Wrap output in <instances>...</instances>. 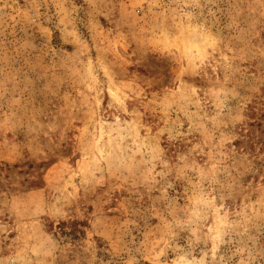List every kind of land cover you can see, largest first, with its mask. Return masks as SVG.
Segmentation results:
<instances>
[{
  "label": "rangeland",
  "instance_id": "obj_1",
  "mask_svg": "<svg viewBox=\"0 0 264 264\" xmlns=\"http://www.w3.org/2000/svg\"><path fill=\"white\" fill-rule=\"evenodd\" d=\"M0 264H264V0H0Z\"/></svg>",
  "mask_w": 264,
  "mask_h": 264
},
{
  "label": "trees",
  "instance_id": "obj_2",
  "mask_svg": "<svg viewBox=\"0 0 264 264\" xmlns=\"http://www.w3.org/2000/svg\"><path fill=\"white\" fill-rule=\"evenodd\" d=\"M255 137L253 136L252 137V139H251V141L250 142H247L249 145H248V147L249 148H252V143H255V142H258V141H255V139H254ZM244 143H246L245 141H242V140H237V141H235V145H237V146H242V144H244ZM247 146H245V148H246ZM77 224V222H72V228H71V230L68 232V231H65V227L68 225V223L67 222H65V221H63V222H61L60 223V227H61V229H62V227H63V232L65 233V235H70L71 233H73L74 231H76L77 229L75 228V225Z\"/></svg>",
  "mask_w": 264,
  "mask_h": 264
}]
</instances>
